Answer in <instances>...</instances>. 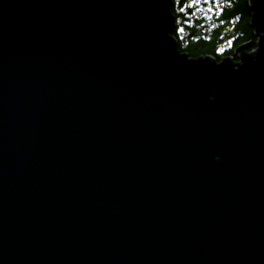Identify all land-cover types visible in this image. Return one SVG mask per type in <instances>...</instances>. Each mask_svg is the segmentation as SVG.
<instances>
[{
    "label": "water",
    "instance_id": "obj_1",
    "mask_svg": "<svg viewBox=\"0 0 264 264\" xmlns=\"http://www.w3.org/2000/svg\"><path fill=\"white\" fill-rule=\"evenodd\" d=\"M171 2L0 0V264H264V0L219 61Z\"/></svg>",
    "mask_w": 264,
    "mask_h": 264
},
{
    "label": "trees",
    "instance_id": "obj_2",
    "mask_svg": "<svg viewBox=\"0 0 264 264\" xmlns=\"http://www.w3.org/2000/svg\"><path fill=\"white\" fill-rule=\"evenodd\" d=\"M171 1L175 18L172 35L181 53L192 58L211 55L219 61L225 56L235 58V48L240 44L248 43V51L255 48L249 0H211L209 5L200 3L191 8L187 0Z\"/></svg>",
    "mask_w": 264,
    "mask_h": 264
},
{
    "label": "snow or ice",
    "instance_id": "obj_3",
    "mask_svg": "<svg viewBox=\"0 0 264 264\" xmlns=\"http://www.w3.org/2000/svg\"><path fill=\"white\" fill-rule=\"evenodd\" d=\"M187 2H188L189 7L191 8L192 5H194V4L203 3L205 5H209L210 2H211V0H187ZM181 10L183 11V9H181ZM208 10H209V12H212L213 11V8L212 7H209Z\"/></svg>",
    "mask_w": 264,
    "mask_h": 264
},
{
    "label": "rangeland",
    "instance_id": "obj_4",
    "mask_svg": "<svg viewBox=\"0 0 264 264\" xmlns=\"http://www.w3.org/2000/svg\"><path fill=\"white\" fill-rule=\"evenodd\" d=\"M251 13H252V12H251ZM172 14H173V13H172ZM173 15H174V14H173ZM174 24H175V18H174ZM256 42H257V40H256ZM247 44H248V43H247ZM251 50H253V49H251ZM218 51L221 52V50H219V49H218Z\"/></svg>",
    "mask_w": 264,
    "mask_h": 264
}]
</instances>
